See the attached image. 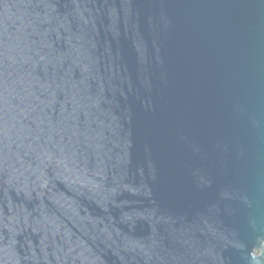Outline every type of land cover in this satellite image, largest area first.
Returning a JSON list of instances; mask_svg holds the SVG:
<instances>
[{"label": "water", "instance_id": "water-1", "mask_svg": "<svg viewBox=\"0 0 264 264\" xmlns=\"http://www.w3.org/2000/svg\"><path fill=\"white\" fill-rule=\"evenodd\" d=\"M0 264H264V0H0Z\"/></svg>", "mask_w": 264, "mask_h": 264}]
</instances>
